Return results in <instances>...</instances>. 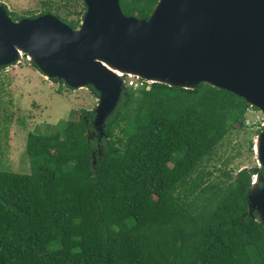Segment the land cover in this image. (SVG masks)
<instances>
[{
	"label": "trees",
	"instance_id": "1",
	"mask_svg": "<svg viewBox=\"0 0 264 264\" xmlns=\"http://www.w3.org/2000/svg\"><path fill=\"white\" fill-rule=\"evenodd\" d=\"M80 1L65 15L43 1L29 17L53 13L76 29ZM118 1L144 18L158 0ZM252 108L205 82L144 81L123 89L100 138L86 110L29 132L30 171L0 170V264H264V227L246 198L264 169L212 177L206 167Z\"/></svg>",
	"mask_w": 264,
	"mask_h": 264
},
{
	"label": "water",
	"instance_id": "2",
	"mask_svg": "<svg viewBox=\"0 0 264 264\" xmlns=\"http://www.w3.org/2000/svg\"><path fill=\"white\" fill-rule=\"evenodd\" d=\"M83 1L76 29L53 13L14 20L0 4V67L26 58L47 79L93 87L98 138L126 76L183 88L205 82L264 114V0H158L144 18L123 14L118 0ZM253 150L264 169V121ZM246 198L264 227V170Z\"/></svg>",
	"mask_w": 264,
	"mask_h": 264
},
{
	"label": "rangeland",
	"instance_id": "3",
	"mask_svg": "<svg viewBox=\"0 0 264 264\" xmlns=\"http://www.w3.org/2000/svg\"><path fill=\"white\" fill-rule=\"evenodd\" d=\"M43 1L48 0H0V3L8 11L29 17L42 11ZM66 1L53 0L61 6V15L71 10L75 1L81 4L80 0H71L66 9ZM97 102L98 96L89 87L71 88L47 79L26 58L0 67V170L29 172L30 160L25 150L28 133L46 131L61 121L76 119L84 110L93 111ZM245 117L244 126L229 132L207 164L212 177L222 176L223 170L235 173L242 167L259 165L253 141L257 130L262 129L264 114L252 108Z\"/></svg>",
	"mask_w": 264,
	"mask_h": 264
},
{
	"label": "built area",
	"instance_id": "4",
	"mask_svg": "<svg viewBox=\"0 0 264 264\" xmlns=\"http://www.w3.org/2000/svg\"><path fill=\"white\" fill-rule=\"evenodd\" d=\"M124 81H125L126 86H132L133 88H137L141 86L144 82L143 79L132 77V76H127V78H124Z\"/></svg>",
	"mask_w": 264,
	"mask_h": 264
},
{
	"label": "bare ground",
	"instance_id": "5",
	"mask_svg": "<svg viewBox=\"0 0 264 264\" xmlns=\"http://www.w3.org/2000/svg\"><path fill=\"white\" fill-rule=\"evenodd\" d=\"M116 73H118V75L120 74L119 72L116 71Z\"/></svg>",
	"mask_w": 264,
	"mask_h": 264
}]
</instances>
